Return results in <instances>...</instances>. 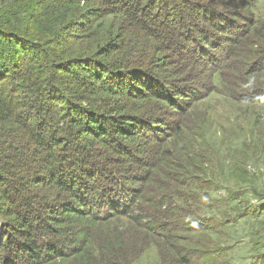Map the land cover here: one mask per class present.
<instances>
[{
	"label": "trees",
	"instance_id": "obj_1",
	"mask_svg": "<svg viewBox=\"0 0 264 264\" xmlns=\"http://www.w3.org/2000/svg\"><path fill=\"white\" fill-rule=\"evenodd\" d=\"M227 7V0L0 2V264L66 260L72 264H132L128 237L112 234L95 239L90 212L115 211L114 217L103 219L105 225L127 214L124 217L133 219L139 229L169 241L184 240L186 235L188 241H195V234L208 231L219 235L224 229H234L241 219L264 215V191L255 196L256 188L247 182L238 179L242 185L230 187L231 192H213L215 183L208 188L202 178H190L187 170L196 171L189 165L178 167L170 160L165 163L166 176L157 168L162 155L152 157L153 163L148 164L143 158L145 144L143 149L129 147L131 142L134 145L133 138L143 137L139 132L151 139L160 136L163 119L157 110L164 104L178 108L182 103L177 102L175 83L160 82L156 55L141 57L128 38L137 36L157 47L156 54L165 52L168 65L178 73L190 74L211 64L207 73L215 76L228 61L239 64L230 81L240 80L251 60L262 54L248 47L238 49L239 38L231 40V34L250 35L257 22L250 14L249 0H239L237 9ZM109 19L119 29L124 27L123 34L115 33L112 24L107 29ZM229 41L233 44L225 51ZM143 55L148 56L147 50ZM197 61L203 65L197 66ZM213 85L211 94L219 87ZM222 95L233 102L264 107V92L249 100L230 91ZM142 97L147 102L165 100L153 105L155 113L143 107L137 115H119L117 101L137 105ZM177 138L185 159L194 141ZM240 139L235 148L228 149L233 156L227 154L223 166L247 172L244 169L260 158L264 168V130L248 143ZM248 150L261 156L250 163L238 161L236 154ZM135 167L146 170L145 178ZM199 174L207 175L205 171ZM144 181L150 186L141 191ZM162 181L177 184L163 188ZM148 192L153 200L143 202L141 194ZM245 194L255 197L254 203H244ZM90 231L91 241L85 238ZM255 237L248 239V245L257 248L260 237ZM231 247L199 252L173 244L169 249L175 264H264L257 250L246 260L247 252L234 262L229 258ZM63 250L68 251L66 255L59 254Z\"/></svg>",
	"mask_w": 264,
	"mask_h": 264
},
{
	"label": "rangeland",
	"instance_id": "obj_2",
	"mask_svg": "<svg viewBox=\"0 0 264 264\" xmlns=\"http://www.w3.org/2000/svg\"><path fill=\"white\" fill-rule=\"evenodd\" d=\"M7 1L8 0H0L2 4ZM238 1L239 0H227V6L229 8L236 7L235 9H237ZM249 1L251 2L252 6V12H250V14L255 16V21L257 22L253 28V30H255L247 36H240V32L238 31L234 34H231V40L237 37L239 39L236 40L240 44L238 49L243 50L244 48V50H248V47L253 52H259V54H262L261 56H263L264 0ZM156 11H158V9H156L155 12ZM232 11L237 12L238 10ZM110 20L111 19L106 22L107 29L112 24L115 33L117 32V34L120 35L123 34L124 27L120 25L119 29V27L114 26L113 21ZM135 37V39L128 38L130 40L128 41L130 47H138L140 52L139 55L143 58H148L152 55V59L156 55L154 61L156 64L155 67H157V64H160L161 66L159 69L162 76L160 82L163 84L175 83V90L179 94V97H177V102L182 103L183 106L181 105V107L173 108L168 107L167 104H164L162 108L157 110V113L158 111L162 113L161 117L163 119V123L161 127H159L161 130L160 136H155V134L151 139V136L145 135V132H139L143 135V137L139 136L136 139L133 138L134 145L133 142H131L129 143V147L133 148L136 147V145H140L137 148L143 149V145L145 144L146 150L143 158L148 164L153 163L152 157L154 158L158 155H162V159L165 157V161L162 162L161 159V162L159 163V166L157 165V168L166 176L168 173L165 170H168L166 169L168 165L165 163H169L170 160L171 162L173 161V163H175L178 167H182L184 164L189 165L196 171L191 172V170H187V174L190 176V178H193L197 181L202 178L203 181L207 183L208 188L212 186L213 183H215L214 189L212 190L213 192L216 190L219 192L223 189L231 192L232 190L230 187L242 185L237 182L238 179L240 182L245 181L248 183V185H252V187L254 186V188H256V193L254 194L255 196L259 195L261 191H264V168L261 167L262 161H259L260 158L254 161L255 163L251 167L244 169V171L247 172H241L237 169L234 171H229L223 166L228 155L230 157L233 156V151L229 150L235 148V141L238 137L248 143L253 140L255 135L260 133L261 129L264 130V126H260V123H264V107L257 106L251 102L247 104H245V102L241 103V101L233 102L225 95H222L223 92L230 91L236 97L249 100L250 97H255L260 93H263L264 58L259 56L252 59L249 64L250 68L245 71V75L240 80L236 79L230 81V77H236L233 70L236 69L239 64H229L228 61L225 64L226 68L228 69H218V72H220L215 76H213V74L209 75L207 73V71L211 68V64L202 66L201 70L199 69L198 71H192L190 74L178 73L174 68L168 65V59L165 58L167 56L163 54L165 52L162 51L160 54H156L157 51H159L157 47H154L151 44L149 45L146 41L138 38L137 36ZM232 44L233 43L230 41L229 43H225V51H228ZM144 50H147L148 56L143 55ZM230 61L232 62V59ZM133 63L138 62L133 61ZM242 63L245 62L242 61ZM196 65H203V62L197 61ZM144 66H146V64H144ZM213 77H227L229 78V81L219 80V78L214 80ZM212 84L219 86L218 90L215 91L214 94H211ZM179 86H181V88H178ZM143 99L144 98L142 97L139 100H136L139 101L137 105L127 101L120 103L117 101L115 107L120 111L119 115L127 117L129 115H137L138 113H141V110L139 109H142L143 107H145L144 109L149 107V112L155 113V109L152 108L153 105L160 104L159 102L165 100L163 98H159L156 100V102L152 101V99L148 100L147 102ZM166 101L168 100L166 99ZM168 103L171 102L168 101ZM110 105H112V103H110ZM161 109H163L165 113ZM100 113L104 112L102 111ZM111 115L114 114L111 113ZM185 124L186 126L184 127ZM178 136H184L188 139V141H194V143H191V148H189L191 153L185 159L182 157V154L179 150L181 142L179 138H177ZM149 139L152 141L146 143ZM241 139L239 141H241ZM249 145L252 146L251 144ZM150 152L152 156H150ZM236 155L238 161L242 162L246 160L249 161V163L252 162L253 157L261 156V154L255 155L252 150L246 151L245 154ZM249 163L247 162V165ZM134 169L137 171V174L140 175V173H142V179L145 178L143 176V172L146 171L145 169H140L137 167ZM203 171H205L207 175L199 174L200 172L203 173ZM160 175L163 177L162 174ZM207 177L213 178V180L209 181L208 179H204ZM174 183H176V181H162L163 188H166L167 186L171 187L174 185ZM151 185L157 187L155 183H151ZM147 186H150V184H145L144 181L141 186V191L147 189ZM136 191L140 194V189L137 188ZM141 195V200L143 202L146 200H153V194L149 192ZM254 198L255 197L251 195L248 196L245 194L244 203H246V201L249 202V204L254 203ZM123 207L124 210L128 212V209L125 208V204H123ZM79 209L80 211H83L81 208ZM84 209L86 210L85 207ZM117 212H121V209L117 210ZM92 213L93 212H90L88 219L90 221H94L90 226L93 228V233L96 235L95 239L107 238L105 236H110L112 234L116 235L117 237L127 236V251L128 255L132 258V264H175L173 253L169 249V247H172L173 244L179 245L183 248H188V250H195L199 252H205V250L209 247H215L214 249H219L226 245L232 246L231 252L229 253V258L233 259L234 262L238 258L244 257L245 253L247 252L244 259L246 260L250 253L252 254V251L254 250H257L256 254L258 256H264V215H261V217L257 218L256 220L241 219L234 229H224L219 235L208 231L205 233H199V235L195 234V241H188L187 235L185 238L182 237L184 240L169 241L156 238L147 230L139 229L137 224L132 221L133 219L124 217L127 214L121 216L117 215L120 217L113 218L108 224L105 225V223H103V219L107 216L109 217L115 214V211L110 213L104 212L103 215L101 212L95 213L94 215H92ZM84 214L86 215V213ZM85 219L88 221L87 218ZM190 235H192V233ZM91 236L92 233L90 231V233H88L85 238H88L91 241ZM250 237H260L257 248L248 245V239ZM59 252V254L66 255L68 251L63 250ZM60 257L62 258L65 256ZM214 258L219 260V256H214ZM197 260L203 263L206 262L203 257H199ZM220 260H222V258ZM59 263L72 264L71 261L68 260L56 262V264ZM245 263L248 264L249 262L245 261Z\"/></svg>",
	"mask_w": 264,
	"mask_h": 264
}]
</instances>
